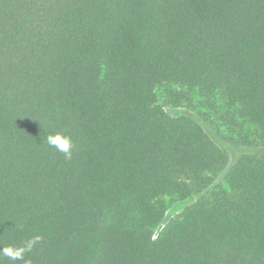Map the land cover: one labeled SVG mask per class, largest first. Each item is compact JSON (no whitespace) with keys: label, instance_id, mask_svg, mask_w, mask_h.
Listing matches in <instances>:
<instances>
[{"label":"trees","instance_id":"16d2710c","mask_svg":"<svg viewBox=\"0 0 264 264\" xmlns=\"http://www.w3.org/2000/svg\"><path fill=\"white\" fill-rule=\"evenodd\" d=\"M168 106L264 148V0H0V264H264V152Z\"/></svg>","mask_w":264,"mask_h":264},{"label":"rangeland","instance_id":"374dc122","mask_svg":"<svg viewBox=\"0 0 264 264\" xmlns=\"http://www.w3.org/2000/svg\"><path fill=\"white\" fill-rule=\"evenodd\" d=\"M198 109H201L202 111H204L202 109V107H200V106H198ZM166 110L172 116L188 115V116L193 117L195 120H197L206 129V131L211 135V137L219 145H221L222 148L226 149L230 153L231 162L243 152H264V148H262V147H238L237 148V147L231 146L230 144L226 143L215 132H213V129L211 130V128L208 124H206L202 120L201 116L198 114V110L193 111V110L186 108V107L175 108V107H169V106L166 107ZM211 118L213 119L214 117L211 116ZM220 131L224 134L228 133V131L225 127H220ZM216 184H224V173L220 174L216 178ZM197 198H198V196H194V197L189 198V199L184 200V201H176L172 198H167L166 199L167 212H166L165 218H164L163 222L153 230L154 235L156 236L158 234V232L162 229V227L168 221H170L172 218L178 216L186 206H188L189 204L196 201Z\"/></svg>","mask_w":264,"mask_h":264},{"label":"clouds","instance_id":"9594fccd","mask_svg":"<svg viewBox=\"0 0 264 264\" xmlns=\"http://www.w3.org/2000/svg\"><path fill=\"white\" fill-rule=\"evenodd\" d=\"M47 143L55 147L58 151L62 152L66 159L71 158L72 150L74 148V144L71 139L67 136H63L62 134L57 133L56 135H49L47 137Z\"/></svg>","mask_w":264,"mask_h":264}]
</instances>
